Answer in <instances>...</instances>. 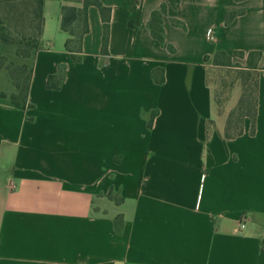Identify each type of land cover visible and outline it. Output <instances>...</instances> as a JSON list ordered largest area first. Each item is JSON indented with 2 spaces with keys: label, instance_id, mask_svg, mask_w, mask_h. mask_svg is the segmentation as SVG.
<instances>
[{
  "label": "crops",
  "instance_id": "obj_1",
  "mask_svg": "<svg viewBox=\"0 0 264 264\" xmlns=\"http://www.w3.org/2000/svg\"><path fill=\"white\" fill-rule=\"evenodd\" d=\"M100 2L108 50L92 6L81 63L62 8L84 0L44 2L32 108L0 105V264H264V0ZM219 51L260 72L241 134L210 83Z\"/></svg>",
  "mask_w": 264,
  "mask_h": 264
},
{
  "label": "rangeland",
  "instance_id": "obj_2",
  "mask_svg": "<svg viewBox=\"0 0 264 264\" xmlns=\"http://www.w3.org/2000/svg\"><path fill=\"white\" fill-rule=\"evenodd\" d=\"M41 25L38 0H0V105L9 104L14 94L22 102L26 78L38 49L42 48ZM72 32L76 37L80 30L73 28ZM259 74L241 69L212 68L210 71L219 111L232 109L231 134L242 128L246 116L255 118Z\"/></svg>",
  "mask_w": 264,
  "mask_h": 264
},
{
  "label": "trees",
  "instance_id": "obj_3",
  "mask_svg": "<svg viewBox=\"0 0 264 264\" xmlns=\"http://www.w3.org/2000/svg\"><path fill=\"white\" fill-rule=\"evenodd\" d=\"M41 8V17H42V27H41V38L43 34V24H44V2L46 0H38ZM179 0H170L172 5H176ZM95 6L97 7L102 15L103 24H104V52H107L109 46V37H110V20H111V9L105 8L100 0H84L83 8H76V7H69L64 6L62 8V30L68 34L69 39L66 43V49L70 53L72 60L75 63H81L83 58L82 52V42L84 36L89 32V23H88V10L90 7ZM167 12V6H164L161 11L156 12L153 16L151 29L153 31L154 36L160 42L164 41L163 37V27L162 21L163 17ZM75 28L76 30H80L78 36L75 37V33H71V29ZM5 35V34H4ZM5 38V36H4ZM76 39V41H75ZM40 49H38L39 51ZM37 51V52H38ZM258 54H252V57L258 58ZM35 62V59H34ZM213 67L214 68H223V69H240V66H235L232 62V57L226 54L225 52L219 51L214 57L213 60ZM250 68V67H248ZM34 71V64L31 68L28 77L26 78V87L23 90V100L19 102L16 100L17 95L14 94L10 100L9 104L3 103L6 107L9 108H16L23 111L32 108V105L29 103V94H30V87H31V80ZM65 80V69L60 68L58 74L55 76H50L47 83V88L52 90H60L62 84ZM259 81V78H258ZM257 81V82H258ZM211 83V81H210ZM259 84V83H258ZM19 89V87H18ZM5 97H1L4 99ZM256 113V111H255ZM256 116V114H255ZM248 117V116H246ZM154 118V116H153ZM153 118L149 122L148 127L151 128L153 124ZM255 123V118L252 119ZM230 125V121H229ZM241 128L236 134H241Z\"/></svg>",
  "mask_w": 264,
  "mask_h": 264
},
{
  "label": "built area",
  "instance_id": "obj_4",
  "mask_svg": "<svg viewBox=\"0 0 264 264\" xmlns=\"http://www.w3.org/2000/svg\"><path fill=\"white\" fill-rule=\"evenodd\" d=\"M246 228V222L245 220H242V222L240 223V231L244 230Z\"/></svg>",
  "mask_w": 264,
  "mask_h": 264
}]
</instances>
